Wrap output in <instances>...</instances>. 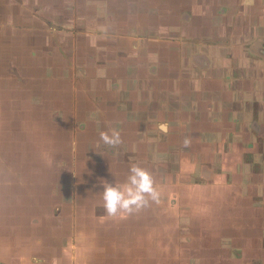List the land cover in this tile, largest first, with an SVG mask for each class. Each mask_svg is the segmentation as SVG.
<instances>
[{
    "label": "crops",
    "instance_id": "1",
    "mask_svg": "<svg viewBox=\"0 0 264 264\" xmlns=\"http://www.w3.org/2000/svg\"><path fill=\"white\" fill-rule=\"evenodd\" d=\"M132 164L159 202L110 217L102 184ZM245 224L264 227V0H0V264H165L212 226L214 264H262Z\"/></svg>",
    "mask_w": 264,
    "mask_h": 264
},
{
    "label": "clouds",
    "instance_id": "2",
    "mask_svg": "<svg viewBox=\"0 0 264 264\" xmlns=\"http://www.w3.org/2000/svg\"><path fill=\"white\" fill-rule=\"evenodd\" d=\"M99 137L109 148L121 143L120 132L115 129L110 132L101 131ZM102 186L103 208L110 217L129 215L147 207L150 201L159 202L160 194L154 186L152 176L138 164L129 167L127 180L120 187L107 182Z\"/></svg>",
    "mask_w": 264,
    "mask_h": 264
},
{
    "label": "rangeland",
    "instance_id": "3",
    "mask_svg": "<svg viewBox=\"0 0 264 264\" xmlns=\"http://www.w3.org/2000/svg\"><path fill=\"white\" fill-rule=\"evenodd\" d=\"M254 202H261V200H260V198H258L257 200L255 199ZM247 224H245L246 227L244 229H246L245 230L246 234L249 233V237H248L249 239L247 240V242L245 241V243H244L245 249L247 250L248 254L251 253V256L253 254H256V252L260 253L262 251L264 253V227H261V226H259V227L258 226L248 227ZM234 227L235 226L232 225V229ZM207 228H209V230H205V227L203 228L204 232H205V234H203V235L209 234L208 241H205V240L204 241H197V237H195V238H192L191 241H186V242H190V243L185 244V246H182V245L179 246L178 245L179 247H185L183 249L176 247L177 245L174 244L175 247L172 251L173 253L167 258H161V260L165 264H214V261H213L214 259L211 258V256H212L211 253H212V249L217 246V242H215V243L212 242L213 235H214L213 232L215 229L213 226L207 227ZM259 229H261V230L259 231V234H258ZM185 231H186L185 232L186 234L189 233V229H186ZM192 232L193 231L190 230V233H192ZM237 236L239 237V239H241L240 235H235V236L232 235L229 237L227 236L228 241L224 242L226 244L224 249L227 253L229 252L230 248L233 246H236V247H242L243 246L242 241H238L239 243L236 241H234V242L231 241L232 240L231 237H234V239H235ZM183 243L184 242H182L180 244H183ZM260 243H261V245H260ZM237 244H240V245H237ZM227 245H229V246H227ZM173 256H175V257H173ZM253 257L254 256H252V258ZM260 258L262 259L261 263L264 264V255L261 256ZM241 259H242V257H241ZM241 259L239 261L245 260L247 262H250V264H259V259L256 257L253 259H250L249 256H247L245 259H242V260ZM157 260H159V259H157ZM235 261H237V260H235ZM234 263L235 264H242V262H234Z\"/></svg>",
    "mask_w": 264,
    "mask_h": 264
}]
</instances>
